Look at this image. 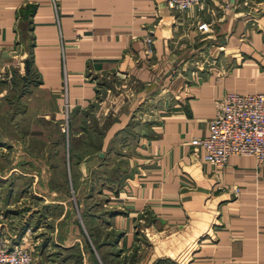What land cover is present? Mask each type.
I'll return each mask as SVG.
<instances>
[{"label":"crops","instance_id":"0c3cea01","mask_svg":"<svg viewBox=\"0 0 264 264\" xmlns=\"http://www.w3.org/2000/svg\"><path fill=\"white\" fill-rule=\"evenodd\" d=\"M204 22L210 30L198 29ZM20 55L37 85L67 92L74 118L103 109L106 145L134 135L137 166L108 194L102 216L117 248L147 247L146 236L185 227L193 247L171 264H264V167L231 156L217 168L191 143L209 134L227 93L264 92V0H205L186 11L167 0H0V66ZM95 215L90 244L81 243L91 254Z\"/></svg>","mask_w":264,"mask_h":264},{"label":"rangeland","instance_id":"374dc122","mask_svg":"<svg viewBox=\"0 0 264 264\" xmlns=\"http://www.w3.org/2000/svg\"><path fill=\"white\" fill-rule=\"evenodd\" d=\"M26 61L20 55L0 66V224L9 245L21 242L31 249L35 264H139L163 253L170 255L165 264L182 260L193 247L185 227L146 236L149 245L130 252L117 248L119 235H103L106 197L132 163L137 166L130 152L136 139L123 131L106 145L107 125L99 123L103 109L90 121L74 118L67 92L57 94L65 99L58 103L37 85ZM91 211L99 219L92 222L98 248L93 254L81 245L91 241ZM177 238L181 249L173 251Z\"/></svg>","mask_w":264,"mask_h":264},{"label":"built area","instance_id":"2783aa9c","mask_svg":"<svg viewBox=\"0 0 264 264\" xmlns=\"http://www.w3.org/2000/svg\"><path fill=\"white\" fill-rule=\"evenodd\" d=\"M205 0H167L170 9L186 11L201 7ZM56 4V3H55ZM199 30H210L206 22ZM147 51L152 52L153 42L147 41ZM204 149L203 159L223 167L231 156H251L264 167V92L225 95L216 116L210 121L209 134L191 141ZM236 194L239 190L235 189ZM9 245L0 224V264H35L31 249L21 242Z\"/></svg>","mask_w":264,"mask_h":264},{"label":"water","instance_id":"95a60500","mask_svg":"<svg viewBox=\"0 0 264 264\" xmlns=\"http://www.w3.org/2000/svg\"><path fill=\"white\" fill-rule=\"evenodd\" d=\"M26 64H27V68H29L30 60H27V61H26Z\"/></svg>","mask_w":264,"mask_h":264}]
</instances>
